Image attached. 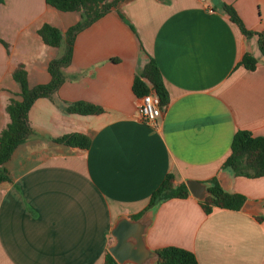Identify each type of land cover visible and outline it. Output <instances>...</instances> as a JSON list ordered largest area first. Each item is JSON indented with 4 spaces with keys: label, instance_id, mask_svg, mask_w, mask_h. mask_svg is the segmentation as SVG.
I'll use <instances>...</instances> for the list:
<instances>
[{
    "label": "crops",
    "instance_id": "1",
    "mask_svg": "<svg viewBox=\"0 0 264 264\" xmlns=\"http://www.w3.org/2000/svg\"><path fill=\"white\" fill-rule=\"evenodd\" d=\"M231 6L244 27L264 32V0H130L74 40L67 81L56 98L101 107L100 115H69L48 99L31 106L35 134L5 164L0 183V264H103L110 231L120 216L144 213L164 177L174 186L217 177L233 135L264 137V61L256 39L246 38L222 11ZM45 0L0 4V131L5 106L18 99L12 72L23 65L29 88L48 84V63L59 50L38 30L48 24L64 34L80 21ZM257 57L253 71L239 66ZM153 59L168 103L149 126L137 120L135 76ZM81 133L87 150L53 142ZM228 174V176H227ZM221 178L228 192L264 200V176ZM240 210L172 199L159 205L146 244L156 251L177 247L199 264H264V220Z\"/></svg>",
    "mask_w": 264,
    "mask_h": 264
},
{
    "label": "trees",
    "instance_id": "2",
    "mask_svg": "<svg viewBox=\"0 0 264 264\" xmlns=\"http://www.w3.org/2000/svg\"><path fill=\"white\" fill-rule=\"evenodd\" d=\"M127 1L130 0H45L47 6L63 13L77 12L80 14L81 19L64 34L48 24H44L38 30L37 33L46 46L59 50L58 56L51 60L47 66L50 75L48 84L29 88L27 74L21 64L12 72V78L19 86V94L17 95L18 99L10 98L5 106L8 122L0 131V183L10 181L5 164L10 160L15 149L35 134L36 129L31 125L28 113L36 100L48 99L53 105L61 108L69 115L90 116L100 115L104 112L101 107L85 102L63 103L56 98V92L68 79L65 69L71 63L76 35L111 11H116L123 18L119 7ZM2 3L3 0H0V4ZM221 9L246 38L256 39L258 52L264 57V32L247 30L231 6L221 4ZM0 43L5 48L8 47L1 39ZM257 63V57L245 53L239 66L253 71ZM132 92L137 98H141L148 93H154L158 96L161 106L167 105L168 93L159 68L153 59L145 65L140 74L135 76ZM53 142L82 150H87L91 144L90 139L81 133L66 134L53 139ZM221 170L228 172L232 177H245L248 179L263 177L264 137H254L246 130L236 131L230 144V154L223 162ZM173 181L174 177L171 174L164 177L161 184L152 193L147 209L172 199H187L189 197L185 184L181 183L174 186ZM208 183L210 184L208 188L210 195L200 202V206L206 215L210 214L214 208L240 210L246 201V198L241 194L224 191L216 177H213ZM142 214L143 212L133 217V219H138ZM256 219L263 221L264 216ZM155 252L159 255L158 264H199L192 252L181 248L164 247ZM103 264L118 263L107 252Z\"/></svg>",
    "mask_w": 264,
    "mask_h": 264
},
{
    "label": "water",
    "instance_id": "3",
    "mask_svg": "<svg viewBox=\"0 0 264 264\" xmlns=\"http://www.w3.org/2000/svg\"><path fill=\"white\" fill-rule=\"evenodd\" d=\"M261 60L264 61V57ZM224 173L221 172L216 178L220 187L228 191L225 181L221 178ZM185 186L189 194L199 202L204 201L210 195L208 182L187 180ZM158 207L159 204H156L147 209L138 219L120 216L116 220L110 231L113 241L107 251L118 264H158V253L150 250L146 244V235L153 224ZM241 211L251 216L262 217L264 216V200H246Z\"/></svg>",
    "mask_w": 264,
    "mask_h": 264
},
{
    "label": "built area",
    "instance_id": "4",
    "mask_svg": "<svg viewBox=\"0 0 264 264\" xmlns=\"http://www.w3.org/2000/svg\"><path fill=\"white\" fill-rule=\"evenodd\" d=\"M160 100L154 93H148L139 99L137 107V120L152 126L161 116Z\"/></svg>",
    "mask_w": 264,
    "mask_h": 264
}]
</instances>
